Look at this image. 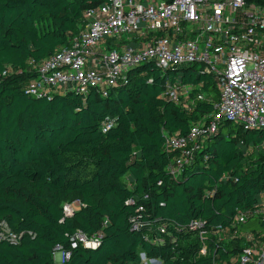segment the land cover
<instances>
[{"label": "trees", "instance_id": "trees-1", "mask_svg": "<svg viewBox=\"0 0 264 264\" xmlns=\"http://www.w3.org/2000/svg\"><path fill=\"white\" fill-rule=\"evenodd\" d=\"M107 1L0 0V221L21 237L17 244L0 240V264H57L56 247H68L77 231L89 237L102 232L101 245L79 246L64 264H141L142 253L163 264H213L185 241L190 233L178 234L180 246H158L133 229L134 221L186 226L198 219L210 230L232 229L239 211L260 202L264 129L222 122L218 133L200 142L178 180L169 174L178 153L163 149L165 134L186 136L213 111L208 101L162 99L170 76L193 87L192 99L200 92L218 98L213 77L197 66L177 72L143 65L107 97L25 94L33 76L29 61L69 46L84 28L86 10ZM248 2L264 6V0ZM108 116L118 124L103 133ZM73 201L80 207L66 216L65 205ZM239 244L218 255L235 254Z\"/></svg>", "mask_w": 264, "mask_h": 264}, {"label": "built area", "instance_id": "built-area-1", "mask_svg": "<svg viewBox=\"0 0 264 264\" xmlns=\"http://www.w3.org/2000/svg\"><path fill=\"white\" fill-rule=\"evenodd\" d=\"M84 22L69 46L46 59L29 61L33 76L24 85L25 94L43 98L76 93L86 97L96 92L107 97L112 89L128 84L132 70L146 64L177 72L199 67L213 77L217 101L205 92L192 99L193 87L170 80L161 95L178 105L190 101L213 104V111L188 135L165 134L163 149L178 153L168 167L175 180L193 162L200 142L218 133L222 122L234 123L245 131L264 129L263 5L248 0H109L87 9ZM16 72L22 74L21 70ZM117 124V118L106 117L102 132ZM261 147L264 149V142ZM128 203L135 205L134 200ZM79 207V203L65 205L66 216ZM137 212L143 213L144 207ZM250 219L264 222V192L257 208L237 213L232 229L218 226L210 230L198 219L182 226L142 218L134 221L133 229L144 232L145 239L158 246L167 241L180 246L178 234L190 233L185 241L198 245L199 255L212 257L213 264H264V232L241 230ZM3 222L0 240L17 244L21 237ZM102 239V232L89 237L77 231L68 247H56L54 260L64 264L79 246L97 249ZM238 241L235 254L218 255L220 250L227 253L226 247ZM142 255L141 264H163L161 259Z\"/></svg>", "mask_w": 264, "mask_h": 264}, {"label": "rangeland", "instance_id": "rangeland-1", "mask_svg": "<svg viewBox=\"0 0 264 264\" xmlns=\"http://www.w3.org/2000/svg\"><path fill=\"white\" fill-rule=\"evenodd\" d=\"M158 1H160V2H166L168 0H158ZM170 80H173V76H170ZM238 128L237 127L235 128V132H237ZM68 204L69 205H73V204H78V202L77 201H73V202L68 203ZM256 221H258V220H256ZM256 221H255V219H253L252 221L249 222V226H248L249 229L253 228V229L260 230V231H263L264 232V226H262L260 224H256ZM4 224L5 223L3 221H0V229L4 226ZM142 254H141V260H143V255Z\"/></svg>", "mask_w": 264, "mask_h": 264}]
</instances>
